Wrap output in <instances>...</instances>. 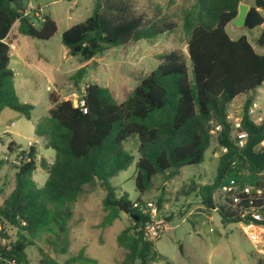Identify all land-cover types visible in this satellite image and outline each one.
Returning <instances> with one entry per match:
<instances>
[{
  "label": "trees",
  "instance_id": "trees-1",
  "mask_svg": "<svg viewBox=\"0 0 264 264\" xmlns=\"http://www.w3.org/2000/svg\"><path fill=\"white\" fill-rule=\"evenodd\" d=\"M22 1L0 0V113L9 109L29 119L33 106L18 99L14 73L9 68L10 31L17 24L18 35L49 40L57 27L39 9L24 15L28 10ZM247 1L193 0L183 11L181 25L187 37V54L170 51L157 55L158 66L123 101L115 99L107 88L89 84L84 88L86 113H82L71 101L50 94L49 115L35 124L34 132L45 148L55 152L53 162L38 161L33 146L24 151L14 142L7 145L6 157L0 161L1 171L3 164L9 163L8 157L15 155L18 159L12 190L0 205V221L16 229V238L8 248L0 247V264H30L26 254L29 247L37 249L38 264H59L41 246L56 255L66 254L71 245L74 205L97 190L106 192L102 226L118 219L121 207L132 216L128 215L131 223L117 238L120 264L156 262L160 255L153 241L144 236L148 216L135 211L134 202L124 196L115 199L110 180L132 163L133 156L126 149L130 143L138 154L134 182L140 195L148 191L153 177L170 180L180 168L201 164L212 145L210 122L221 129L214 143L220 153L215 175L204 185L190 180L175 196L178 200L196 194L199 204L216 212L223 225L242 221L239 206L227 198L220 202L214 195L230 180L264 187V164L255 170L245 160L243 150L231 138L232 127L226 118L233 100L245 97L238 132H246L249 139L259 133L253 149L264 141V119L254 124L247 116L252 94L264 82V54L257 53L246 36L232 40L225 30L236 18L238 6L247 5ZM35 12L42 20L34 16ZM244 27L259 30L254 42L264 48V0H251ZM175 31L176 24L166 19L130 14L121 0H95L92 15L62 33L67 53L82 64L71 79L78 87L86 73L84 64L112 48L129 47ZM221 148L226 152L221 153ZM38 166L47 173L41 188L32 180ZM135 202L143 201L138 198ZM164 202L162 194L155 202L160 215ZM254 205L264 214V199ZM77 257L84 258V251L80 250ZM255 264H264V259L255 260Z\"/></svg>",
  "mask_w": 264,
  "mask_h": 264
},
{
  "label": "rangeland",
  "instance_id": "rangeland-1",
  "mask_svg": "<svg viewBox=\"0 0 264 264\" xmlns=\"http://www.w3.org/2000/svg\"><path fill=\"white\" fill-rule=\"evenodd\" d=\"M128 6L132 15L146 18H161L176 24V31L161 34L153 40H141L129 47H115L102 57L85 64L86 73L75 86L71 76L81 68L77 58L70 56L63 46L62 33L71 26L85 21L92 15L95 0H23L22 5L28 10H40L56 24V33L49 40L32 39L17 34L15 24L10 31L8 41L12 42L9 68L14 73V88L18 99L33 106L29 119L4 109L0 113V161L7 153V145L14 142L21 150L27 151L33 146L37 151V160L52 163L55 152L44 147V142L37 137L34 127L37 122L49 115L51 107L50 94L58 95L60 100L73 103L86 85L98 84L107 88L118 101H123L146 74L155 69L159 61L157 55L170 51H181L187 54V37L182 32L183 11L193 0H121ZM251 2V0L247 1ZM226 33L232 40L246 36L259 54L254 40L259 30L226 25ZM190 70V63L187 61ZM264 116V86L252 94ZM137 141H134V143ZM133 143L126 149L133 156L132 163L110 180L114 188V197L124 196L129 202L138 198L142 201L156 202L162 194L164 205L161 214L165 230L153 239L155 250L160 258L153 264H255L261 257L256 249L245 238L239 224L223 225L219 215L203 208L196 194L176 199L177 190L190 180L197 184H208L212 181L220 153L214 142L206 151L204 160L196 166L182 167L178 175L170 180L161 176L153 177L151 186L143 195L135 189V165L138 154ZM9 163L3 164L0 171V205L8 196L13 186L14 166L18 164L15 155L8 157ZM34 184L41 188L47 180L46 171L38 166L32 175ZM106 192H96L80 198L74 205V216L71 222V245L64 255H56L41 246L43 251L59 264L74 259L70 264H120L121 250L117 244L119 234L130 225L129 216L121 212L118 219L110 225L102 226L104 212L102 202ZM0 247L8 248L15 241L16 229L0 221ZM80 250L84 258L77 257ZM30 264H38L40 257L35 247L26 249ZM77 258V260H76ZM264 259V257H263Z\"/></svg>",
  "mask_w": 264,
  "mask_h": 264
},
{
  "label": "built area",
  "instance_id": "built-area-1",
  "mask_svg": "<svg viewBox=\"0 0 264 264\" xmlns=\"http://www.w3.org/2000/svg\"><path fill=\"white\" fill-rule=\"evenodd\" d=\"M29 12L30 11H25L24 15H28ZM34 16L42 20V16L39 12H35ZM83 95L84 90H82V93L79 96L75 97L72 105L74 108L80 109L82 113H86ZM247 116L254 124H260L263 121V117L259 114L257 104L254 102H251L249 105ZM226 118L232 127L231 138L234 140L237 148L243 150L246 147L249 138L246 132H238L241 127V111L239 114H236L235 106H233L232 110L228 111ZM209 126L210 141L215 143L221 130L220 126L215 125L213 122H210ZM253 151L256 154H262L264 151V141L255 146ZM220 152L225 153L226 149L221 148ZM214 196L220 202H225V199L227 198L232 201L234 206H239L240 217L242 218V221L239 222L241 232L256 249V254L263 258L264 214L254 205V202L259 199H264V187H257L243 182L230 180L222 185ZM132 208L139 214L148 216L149 218V221L144 228V236L152 241L153 239L158 238L165 230V226L156 204L151 201L134 202Z\"/></svg>",
  "mask_w": 264,
  "mask_h": 264
},
{
  "label": "water",
  "instance_id": "water-1",
  "mask_svg": "<svg viewBox=\"0 0 264 264\" xmlns=\"http://www.w3.org/2000/svg\"><path fill=\"white\" fill-rule=\"evenodd\" d=\"M247 11H248V7L246 5L240 4L238 6L237 16L233 21V24L235 26L244 27ZM258 137H259V133L252 135V137L249 139L246 147L243 149V152H242L245 160L249 162L250 164H252L255 170H259L261 166L264 164V153L256 154L253 151V145ZM119 209L123 214L129 215L130 217H132L127 209L122 208V207Z\"/></svg>",
  "mask_w": 264,
  "mask_h": 264
},
{
  "label": "crops",
  "instance_id": "crops-1",
  "mask_svg": "<svg viewBox=\"0 0 264 264\" xmlns=\"http://www.w3.org/2000/svg\"><path fill=\"white\" fill-rule=\"evenodd\" d=\"M251 4V2L250 3H248L246 6L249 8V5ZM11 47H12V45H11ZM254 48V47H253ZM254 50H255V48H254ZM256 51V50H255ZM257 52V51H256ZM258 53V52H257ZM85 65V64H84ZM262 86H264V82H263V84L260 86V87H262ZM260 87H258V88H260ZM257 88V89H258ZM256 89V90H257ZM255 90V91H256ZM254 91V92H255ZM244 100H245V97H241V98H235L234 100H233V102H232V104H230V106H229V110L231 111L232 110V107L233 106H235V111H236V114H239L240 113V111H241V106L243 105V102H244ZM252 102H254L253 101V99H252ZM255 103V102H254ZM257 107H258V105H257ZM51 108V107H50ZM258 111H259V114L263 117V119H264V116H263V114L261 113V111L259 110V107H258Z\"/></svg>",
  "mask_w": 264,
  "mask_h": 264
}]
</instances>
